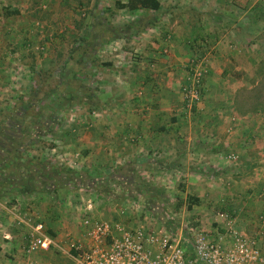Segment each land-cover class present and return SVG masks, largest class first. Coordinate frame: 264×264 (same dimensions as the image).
Returning <instances> with one entry per match:
<instances>
[{"label":"crops","instance_id":"crops-1","mask_svg":"<svg viewBox=\"0 0 264 264\" xmlns=\"http://www.w3.org/2000/svg\"><path fill=\"white\" fill-rule=\"evenodd\" d=\"M116 1L125 3L0 0V75L18 79L13 96L10 87H0L4 104L28 98L52 105L54 62L76 38L77 87L63 76L57 86L71 90L62 100L72 94L93 115L90 130L86 116L84 124L64 130L62 155L71 165L39 172L24 183L34 187L0 196V264H26L29 229L22 222L29 218L56 243L35 258L73 264L69 242L83 240V217L126 227L138 222L141 215L131 209L120 216L124 198L175 204L207 229L222 209L240 233L258 231L257 217L264 214V109L256 96L264 68V0H159L158 11L135 22L136 12L114 11ZM69 3L79 4L72 9ZM104 8L114 13L94 16ZM85 29L93 34L83 35ZM200 41L214 51L201 100L188 110L181 92ZM92 43L95 49H86ZM15 56L11 73L6 67ZM28 57L32 62L24 65ZM37 184L54 186L55 196Z\"/></svg>","mask_w":264,"mask_h":264},{"label":"built area","instance_id":"built-area-1","mask_svg":"<svg viewBox=\"0 0 264 264\" xmlns=\"http://www.w3.org/2000/svg\"><path fill=\"white\" fill-rule=\"evenodd\" d=\"M209 50L205 47L204 55L194 59L189 67L182 88L188 110L201 100L209 72ZM136 202L139 199L124 198L120 214L125 215L130 207L136 212L139 207V203L134 205ZM214 214L216 221L210 229L203 227L200 218L193 215L173 229L162 222L126 227L119 221L93 220L85 216L80 221L83 240L69 242V251L73 264H264V214L257 217L255 235L237 231L235 218L229 212L217 209ZM30 220L22 222L29 229L24 258L26 264H42L35 256L48 252L56 243L42 224H32Z\"/></svg>","mask_w":264,"mask_h":264},{"label":"rangeland","instance_id":"rangeland-1","mask_svg":"<svg viewBox=\"0 0 264 264\" xmlns=\"http://www.w3.org/2000/svg\"><path fill=\"white\" fill-rule=\"evenodd\" d=\"M163 1V3H168L166 2L167 0ZM173 2L174 1H172V3ZM69 4L73 9L78 7L79 3H75L77 6H73V3ZM81 11H76L75 9L72 12L75 14H79L81 13ZM84 11L86 13L90 12L92 14V11ZM100 13H102V15H100ZM111 13H114L113 10L104 8L102 10H99L98 13L94 14V16L97 17L96 15H100L99 18L100 20H102L103 18L107 19V17L110 16ZM138 13L140 14L138 15ZM149 15L152 16V14L148 12H136L134 17L135 20L133 21L135 22L137 20L150 18L151 16ZM77 27L75 28L76 30ZM81 28L82 27L79 28V32L81 31ZM86 33L87 35L93 34L92 31L88 33V31L85 29L82 34L84 35ZM106 44V41L100 43L99 47L105 46ZM93 45L97 44H89L88 46H86V49H90V51L91 49H95ZM80 46L81 43H79L75 38L71 42H67L66 45H64L63 49H61L62 52H60V56L56 58L54 62L56 75L53 77L54 82H56L53 86L54 92L56 94L51 99L53 101L52 105H49L48 108L40 103H38V105H33V102L32 104H30L31 101L28 98L26 100H22L21 103L12 101L13 105H9V103L4 104L2 97H4L5 92H1L0 90V196L11 194L12 192L16 193L18 188L20 189V187L26 186L24 184L25 180L37 177V173L39 172L43 174L45 171H48L49 168L55 169L54 167L71 165V162L68 161L67 156L62 155L64 152L62 145L64 138V136L62 135L63 133H65L64 130L69 129V125L72 123H82V118L84 119L85 116L87 117L86 122H88L89 124L87 130H90L91 122L89 119L93 116L92 114H88V110L90 107L88 105H83L79 98L70 101V103H66L65 100L61 99V94H66L69 91L71 93V90H60L59 86H57L59 85L58 82L60 84H64L63 80L65 78H69L70 85L72 86V84H75L74 86L77 87V81H73L72 77L75 78L78 73V61H80L78 58V49ZM31 48L32 47H28V49ZM33 49L34 48H32V50ZM164 50V53L168 54V48H165ZM27 51L29 53V50ZM209 51L211 56L214 48L211 47ZM204 53L205 51L201 50L197 55L193 54L191 56L190 63L192 59L201 57L204 55ZM14 58L16 61L14 60ZM104 59L105 58L103 56V60ZM10 62L11 63H9L7 67H5L12 73L17 67V65L14 64L17 63V57H13ZM31 62V58L28 57V59H25L24 65L31 64ZM62 76L64 77V79H62ZM17 81L18 79H12V76H9L7 79H5L3 75H0V87H5V84L8 89L9 87L12 89V92L8 93L9 95L12 94L13 91H15L13 83ZM28 83L29 82H27V84ZM83 92L84 91H82V93ZM256 95H258V97L259 95H261L262 102H264V84ZM15 97L17 96L14 95V97H12L11 99ZM24 106H27V110H23ZM82 124H84V121ZM28 187L34 186L33 184H31V186L28 185ZM28 187L26 186V188ZM35 187L43 188V186L39 184L35 185ZM50 190L55 192L57 191V188L51 186ZM63 195L60 202L64 203V201H66V198L63 197ZM138 199L139 202L134 203V205L139 203V207L136 208L137 211L135 212L133 208L130 207V209L134 211V215H141L140 219L135 217V219L131 221L133 224L134 221L139 219L137 223H134L133 227L139 225L144 226L145 224L152 222L156 224L158 222V224H160L161 222H167L166 219H169V221L171 219L173 221H171V223L167 222L166 227H170L171 229H173L174 227L179 228L178 223H184L191 216V213H185L187 212L186 210H178L179 208L175 206V204L149 202L147 204L145 203V201H143V199ZM121 205L122 202L117 207L119 211L120 209H122ZM68 208L69 206L63 207V209L66 210H68ZM127 212H129V210H126V213ZM120 216L122 217L123 215Z\"/></svg>","mask_w":264,"mask_h":264},{"label":"trees","instance_id":"trees-1","mask_svg":"<svg viewBox=\"0 0 264 264\" xmlns=\"http://www.w3.org/2000/svg\"><path fill=\"white\" fill-rule=\"evenodd\" d=\"M160 7H161V5H160L159 0H125V3H121L120 1H116L115 6H114L115 10L127 9L128 11H131V12H138V11H144V12L153 11V12H155V11H158L160 9ZM209 46L210 45L205 41L199 42V47H200L199 49H202L203 51H205V47L211 48V46L210 47ZM199 58L200 57H198L196 59H199ZM192 61H194V59H192ZM190 65H191V63H190ZM190 65H189V67H190ZM263 84H264V68H263V73H262L261 87ZM257 92H259V90H257ZM69 96H70L69 97L70 99H69V101L66 100V103H70V101H72L71 100L72 94H70ZM256 96H258V95H256ZM259 99L261 100V101H259L260 105H261L262 109H264V102H262L261 95H259ZM256 108H257V106H256ZM23 110H27V106H24ZM30 179L31 178H29L28 180L30 181ZM28 180H25V181H28ZM25 185L28 186L29 184H25ZM43 188H45V187L43 186ZM46 190H49V191H47V193L49 195H51L52 197L55 196L54 192L51 191L49 188L44 189V191H46ZM166 223L167 222H164L163 224L166 225Z\"/></svg>","mask_w":264,"mask_h":264}]
</instances>
